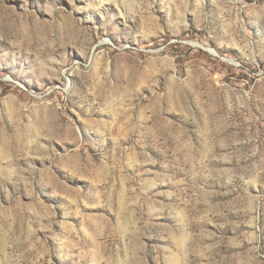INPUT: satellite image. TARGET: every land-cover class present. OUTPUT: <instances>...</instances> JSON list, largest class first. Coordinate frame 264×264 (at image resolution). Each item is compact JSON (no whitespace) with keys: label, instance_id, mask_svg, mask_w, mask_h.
Returning a JSON list of instances; mask_svg holds the SVG:
<instances>
[{"label":"rangeland","instance_id":"374dc122","mask_svg":"<svg viewBox=\"0 0 264 264\" xmlns=\"http://www.w3.org/2000/svg\"><path fill=\"white\" fill-rule=\"evenodd\" d=\"M0 264H264V0H0Z\"/></svg>","mask_w":264,"mask_h":264},{"label":"water","instance_id":"95a60500","mask_svg":"<svg viewBox=\"0 0 264 264\" xmlns=\"http://www.w3.org/2000/svg\"><path fill=\"white\" fill-rule=\"evenodd\" d=\"M217 55V54H216Z\"/></svg>","mask_w":264,"mask_h":264}]
</instances>
